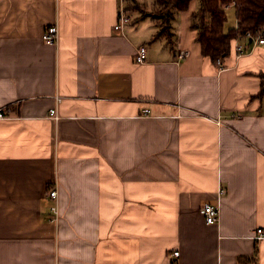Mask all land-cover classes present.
<instances>
[{
    "label": "crops",
    "instance_id": "obj_1",
    "mask_svg": "<svg viewBox=\"0 0 264 264\" xmlns=\"http://www.w3.org/2000/svg\"><path fill=\"white\" fill-rule=\"evenodd\" d=\"M140 1L0 0V264H264V45L218 64L196 0L173 45Z\"/></svg>",
    "mask_w": 264,
    "mask_h": 264
},
{
    "label": "trees",
    "instance_id": "obj_2",
    "mask_svg": "<svg viewBox=\"0 0 264 264\" xmlns=\"http://www.w3.org/2000/svg\"><path fill=\"white\" fill-rule=\"evenodd\" d=\"M193 0H153L149 14L158 28L155 36L165 37L170 44L174 42L172 22L176 15L190 7ZM198 6L193 13L194 28L198 30V41L204 56L217 62L226 57L232 42L239 35L249 38L264 29V0H196ZM138 0H129L127 9L131 11ZM139 4V3H138ZM233 6L237 25L225 29L228 21V7ZM173 45V44H172ZM264 92V75L262 76Z\"/></svg>",
    "mask_w": 264,
    "mask_h": 264
},
{
    "label": "built area",
    "instance_id": "obj_3",
    "mask_svg": "<svg viewBox=\"0 0 264 264\" xmlns=\"http://www.w3.org/2000/svg\"><path fill=\"white\" fill-rule=\"evenodd\" d=\"M120 9H119V15L118 19L116 21V24L114 25V28L116 30H122L126 25L130 24L132 19L131 16L128 13L127 9V0H120ZM244 37L249 41L251 39L252 43H255L257 45H264V29L259 32L256 36L254 37H248L244 35ZM43 40L51 45H55L58 43L59 40V28L57 24H51L46 27V29L43 32L42 35ZM243 43H240L238 45V49L240 52L243 51L244 49ZM146 52H147V47L142 45L138 49V53L136 55V60L138 62H144L146 60ZM186 54L185 52H179L180 57H184ZM218 64H221V59H218L217 61ZM144 113L148 114L149 109L145 108ZM51 115H56V110L52 109L51 110ZM6 116L3 114L2 111H0V118H5ZM224 190L221 188L220 192H223ZM49 196L53 201H56L58 198V190L57 188H53L49 191ZM51 211L53 213V218L51 219L52 221H56L59 219V207L57 203L52 204L51 206ZM202 215L204 216V219L206 223L208 224H216L219 222L220 219V206L218 203H212V202H207L205 203L201 209H200ZM258 233H262V229H258ZM179 250H176L173 252L174 255L178 256L179 255Z\"/></svg>",
    "mask_w": 264,
    "mask_h": 264
},
{
    "label": "rangeland",
    "instance_id": "obj_4",
    "mask_svg": "<svg viewBox=\"0 0 264 264\" xmlns=\"http://www.w3.org/2000/svg\"><path fill=\"white\" fill-rule=\"evenodd\" d=\"M151 1L152 0H141L140 2H142V3L144 2L145 5H147L149 7H152L151 6ZM128 3L129 2L127 0V6H128ZM135 5L140 6V8L144 7V6H142V4H138V3H135ZM137 13H138L137 11L134 12V14H137ZM234 21H235V14H234L233 8H231V10H229V12H228V25L227 26H234L232 24V23H234Z\"/></svg>",
    "mask_w": 264,
    "mask_h": 264
},
{
    "label": "water",
    "instance_id": "obj_5",
    "mask_svg": "<svg viewBox=\"0 0 264 264\" xmlns=\"http://www.w3.org/2000/svg\"><path fill=\"white\" fill-rule=\"evenodd\" d=\"M251 40V39H250Z\"/></svg>",
    "mask_w": 264,
    "mask_h": 264
}]
</instances>
